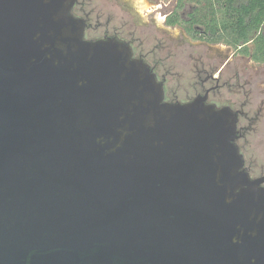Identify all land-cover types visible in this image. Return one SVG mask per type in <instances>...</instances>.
Segmentation results:
<instances>
[{
    "label": "water",
    "instance_id": "obj_1",
    "mask_svg": "<svg viewBox=\"0 0 264 264\" xmlns=\"http://www.w3.org/2000/svg\"><path fill=\"white\" fill-rule=\"evenodd\" d=\"M72 0H0V264H264L235 118L163 100Z\"/></svg>",
    "mask_w": 264,
    "mask_h": 264
},
{
    "label": "rangeland",
    "instance_id": "obj_2",
    "mask_svg": "<svg viewBox=\"0 0 264 264\" xmlns=\"http://www.w3.org/2000/svg\"><path fill=\"white\" fill-rule=\"evenodd\" d=\"M82 2L81 9L86 14L91 15L89 24L92 25L91 32L85 34V40L95 41L100 38L103 27H96L95 25L99 23L105 25L103 22L110 20L109 26L116 30L114 32L117 33L116 39L118 41L127 42L128 39L134 41L133 53L135 58L147 56L148 60L155 63V73H157L160 81L164 79V101L170 103H182L184 101L181 97L191 92L192 81L191 76L187 75L185 71L186 69L190 70L194 65L191 59L194 53L190 50L187 51V49L189 45L200 42L197 35L181 33L178 29L164 28L163 18L159 15L158 0H81ZM162 2L170 10L176 0H162ZM183 2L186 5L183 3L181 13L187 14L194 3L193 0H183ZM101 6L104 8L102 9L104 16H100L102 19H98ZM216 8H218L217 4ZM159 36L165 41L167 51L147 54L149 38ZM177 45L182 46L183 52L175 50ZM209 55L215 57V62H217L228 53L220 47L215 48V52ZM148 60L143 62L150 65ZM230 64L232 65V62ZM244 64H246L245 71L248 74L244 83L245 99L251 102L253 113L258 108H262L264 111V82H260L264 78V66H253L243 59L234 63L233 66L243 69ZM224 92L225 96L212 103L218 109L228 103L226 99L229 98L227 96L230 94L225 90ZM252 118L256 121H251L249 130L245 131L243 137L236 141V145L239 147L245 166L251 167V177L256 178L261 175L264 176V112L258 117L252 115Z\"/></svg>",
    "mask_w": 264,
    "mask_h": 264
},
{
    "label": "flooded vegetation",
    "instance_id": "obj_3",
    "mask_svg": "<svg viewBox=\"0 0 264 264\" xmlns=\"http://www.w3.org/2000/svg\"><path fill=\"white\" fill-rule=\"evenodd\" d=\"M158 2V9L160 10L159 15L163 18L164 28L178 29L179 31H181V33L185 32L186 34L192 33V35H197L200 41L197 44L191 46L189 45V48L187 49V51L190 50L194 53L193 57L191 58L194 65L190 70L186 69L185 71L187 75L191 76L190 79H192L190 87L191 92L185 94L184 97H181L184 100L181 104L189 103L195 99H199L203 101L205 105H212L216 108V106L212 103L215 101H219L222 96H225L224 90L227 91L230 94L227 96L229 98L226 99L228 103L224 104L222 108L229 109L233 117L235 118L236 138L234 140V144L236 145V141L243 137V133H245V131L249 130L251 121H256V119L252 118V115H257L258 117L264 111L262 108H258L257 111L253 113V108L251 109V102L245 99L244 83L246 82L245 77L248 75L245 71L246 64H244L243 69L234 68L233 64L243 59V61H247V63H250L253 66H264V62H257L252 59V53L257 50L255 42L264 30V23L258 28V30L248 29V41H245L243 37H241L240 33H232L229 37V34L231 32L230 30H228L229 34H226L222 28H210V26L212 25L213 16H210V14L205 11H202L201 13L197 12V10L205 9V0H193L194 6L189 10L187 14L181 13V9L185 4L183 0H176L174 6L171 7L170 10L167 9V6L164 2H162V0H158ZM81 5H83V2L81 3V0H72L70 13L74 18L81 21L84 29L83 37L85 39V34L91 32L92 25L89 24L91 15L89 13L86 14V12L81 9ZM239 7L240 6L237 5V8ZM102 9H104L103 6L100 7L101 13L99 12L98 19H102L100 16H104V12L102 11ZM74 11L76 14L74 13ZM216 17L219 18L222 17V15L217 14ZM233 17V20H236L237 15H233ZM103 23L105 25H102L100 23L95 25L96 27H103L100 38L96 40H104L109 38L116 39L117 33L114 32L116 30H113L112 27L109 26V24H111L110 20ZM251 25L254 24L251 23ZM111 29L113 30L112 32ZM120 42L131 49L133 59L139 60L141 62H143L144 60H148L147 56H138L137 58L134 57L133 40L129 41L128 39L127 42L124 41L126 44L122 41ZM166 46L167 45L165 44V41H163L160 36L151 37L149 38V45L146 51L147 54L161 53L163 51H167ZM220 47L225 49V52L228 53V55H226L225 57H221L219 61L215 62L216 58L210 57L209 54L215 52V48ZM175 50L183 52V48L180 45H177ZM246 51L250 53L249 56H246L244 54ZM149 61L150 65L146 63L145 64L150 68L157 82L161 84L164 100V79H161L160 81V78L154 71V68L156 66L155 63L151 60H148V62ZM231 62L232 65L230 64ZM260 82H264V78H262ZM236 147L239 154L241 155L239 147L237 145ZM242 160V170L248 174L250 179L254 180L263 177L261 175L256 178H252L250 175L251 167L245 166L243 157ZM262 187H264V184L262 185Z\"/></svg>",
    "mask_w": 264,
    "mask_h": 264
},
{
    "label": "trees",
    "instance_id": "obj_4",
    "mask_svg": "<svg viewBox=\"0 0 264 264\" xmlns=\"http://www.w3.org/2000/svg\"><path fill=\"white\" fill-rule=\"evenodd\" d=\"M205 4V9L197 10V12H208L210 16H213L210 28H222L226 34H229L228 30H230L229 37L232 33L237 32L245 41H248V29L258 30L264 23V0H205ZM216 4L218 8H216ZM237 5L240 7L237 8ZM217 14H221L222 17L217 18ZM233 15H237L236 20H233ZM255 45L257 50L252 53V59L264 62V30ZM244 54L250 55L248 51Z\"/></svg>",
    "mask_w": 264,
    "mask_h": 264
}]
</instances>
